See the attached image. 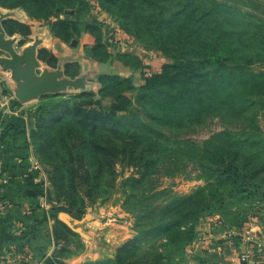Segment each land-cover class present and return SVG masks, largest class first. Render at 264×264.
<instances>
[{"label":"rangeland","instance_id":"1","mask_svg":"<svg viewBox=\"0 0 264 264\" xmlns=\"http://www.w3.org/2000/svg\"><path fill=\"white\" fill-rule=\"evenodd\" d=\"M218 1L232 9L214 10L208 26H216L217 37L234 47L220 64L232 72L218 71L208 78L209 64L190 63L181 69L184 78L146 86L141 69L157 70L162 63H172L174 47L163 38L139 32L140 23H132L118 8L98 0H76L57 17L36 20L20 7H10V1L0 0V12H12L5 19L28 27L26 36L5 33L16 38L17 52L38 37L37 51L44 45L67 52L77 49L86 68L82 61L91 53L102 58L98 48L92 50L93 37L84 29L85 24L96 23L104 53L117 62L114 73L104 64L91 74L90 87L100 85L103 94L126 96L130 106L123 116L142 125L121 130L132 135L133 141L124 140L140 157L109 164L106 148L118 143V137L104 127L90 135L89 127L79 126L72 114L75 104L96 96L95 89H88L94 96L77 97L86 89H67L19 103L8 72L0 69V93L10 100L17 118L14 123L25 124L26 158L35 183L32 191L57 233L47 255H36L20 238L9 250L12 259L6 262L0 257V264H45L47 259L55 264H185L188 248L203 224L218 226L222 219L241 228L252 218L262 221L264 0ZM57 18L74 26L73 30L68 27L67 40L52 24ZM0 55L5 54L0 51ZM67 57L55 58L53 66L39 61L47 69L57 63L62 70L68 65L64 75L73 78L70 74L76 68L80 71V63H70ZM121 63L135 68L136 77L120 69ZM66 132L71 134L69 139ZM136 159L139 165L131 163ZM73 166L86 169L84 183L71 177ZM180 231L186 233L179 236ZM35 233L32 227L27 238L33 241Z\"/></svg>","mask_w":264,"mask_h":264},{"label":"trees","instance_id":"2","mask_svg":"<svg viewBox=\"0 0 264 264\" xmlns=\"http://www.w3.org/2000/svg\"><path fill=\"white\" fill-rule=\"evenodd\" d=\"M10 1V7H20L25 14L36 20H46L49 17H57L59 12L76 0H7ZM107 4L110 7L118 8L126 18L130 19L132 23H140L138 26L139 32H146L150 36H154L155 39L163 38L164 41L170 43L174 48L170 51H174L176 56L173 57L172 63H162L157 70H151L148 68H142V73L149 72L145 75V85H152V83H169L170 81L179 80L184 78V71L181 69L188 66L190 63L195 64H209L210 71L205 72V76L212 77L214 73L218 71H224V75H229L232 72V68H221V62L227 57L226 53L232 54L234 47L228 42H223L224 39L217 37L215 34L216 26L210 28L208 26L209 21L214 16V10L227 8L232 9L231 6L224 4L218 0H98ZM183 23V24H181ZM4 31L6 34H19L20 36L28 35L27 25L13 19H5L2 22ZM60 30V34L67 40L68 30H73L74 26L71 22L57 18L54 23ZM69 27V29H68ZM84 29L88 30L93 37L92 50L98 48L101 51V59L95 57L96 54L89 56L98 62H105L109 59L107 51L104 53V44L100 42V30L96 23L90 22L84 25ZM93 30V31H92ZM62 38V39H63ZM153 42L157 40H152ZM99 50L95 51L98 52ZM38 59L50 66L55 62V57L45 48L37 51ZM235 57V56H234ZM236 58V57H235ZM242 61V60H241ZM245 60H243V63ZM75 63V62H70ZM246 63V62H245ZM251 63V61H249ZM76 64V63H75ZM125 65V63H123ZM186 64V65H184ZM65 65L63 73L67 74V68ZM138 67V66H137ZM78 68L70 74L71 77L78 74ZM252 74V73H251ZM112 75V74H106ZM189 78L187 77V80ZM149 83V84H147ZM141 87L146 88V86ZM91 96L95 97L86 98L82 103L75 104L72 109V114L77 117L76 123L79 126H88L89 134H93L100 127H104L112 136L118 137L116 144H111L106 148L109 153V164H112L115 160L118 162L133 161L136 157L133 155L131 146H128L124 140V137L131 138L132 135L126 132H121L123 128H129L136 125L142 127L141 123L133 120H128L122 113L126 112L130 101L122 94H103L102 88L99 85L96 94H92L90 90H84L79 92L76 96ZM169 96V93H164ZM75 98V97H74ZM107 98L109 104L103 107L101 99ZM111 99V101H110ZM83 106L84 108H82ZM133 119V118H132ZM17 120V119H16ZM29 120V118H28ZM20 121V120H19ZM29 122V121H28ZM23 123V122H22ZM29 124V123H28ZM25 124H18L9 122L5 125L0 124V142L8 134L13 136L25 135ZM76 130H72V134L76 135ZM64 136L69 139L71 134L66 132ZM78 142H83L79 138ZM121 143V144H120ZM123 144V146H122ZM127 145V146H126ZM119 147V149L116 148ZM95 148H97L95 146ZM96 153V151H94ZM94 153V154H95ZM135 157V158H134ZM134 165H139L136 162H131ZM70 175L73 179L78 178L79 183H84L86 179L87 171L82 169L81 166L71 167ZM133 180H138L131 178ZM220 228L236 227L229 224L227 221L219 219ZM186 232L180 231L177 234L183 236ZM52 236L55 240L57 233L52 231ZM187 244V243H186ZM45 264H55V262L47 259Z\"/></svg>","mask_w":264,"mask_h":264},{"label":"crops","instance_id":"3","mask_svg":"<svg viewBox=\"0 0 264 264\" xmlns=\"http://www.w3.org/2000/svg\"><path fill=\"white\" fill-rule=\"evenodd\" d=\"M21 21L23 20L21 19ZM43 47L49 50L55 58L62 59L64 55H68L67 61L80 63L78 74H87L86 90L95 89L96 91L98 88L96 85L94 88L90 87L93 82L91 83L88 78L91 74H97L96 70L101 65L107 64L108 72L114 73V64L117 62L115 59H112V62L110 60L98 62L89 57L82 61L83 64L86 63L87 65L85 68L82 66L80 52L77 49L74 51L71 49L72 51L68 50L69 52H67V49L61 50L60 46L44 45ZM118 65L120 69H126L136 77L135 68L123 63ZM90 66L92 67L91 70ZM148 67L155 70V67L153 69L152 66H144V68ZM132 79L135 80L133 77ZM100 101L103 107L109 104L108 100L101 99ZM9 103L10 100H7L0 93V124L2 125L17 119ZM25 137V135L11 137L7 134L0 142V257L5 258L6 262L12 259L10 255L12 252L9 250L20 242V238H25L22 242L30 250L33 249L36 255H47L54 245L52 220L47 212L42 210L41 201L39 197L35 196V192L31 188L35 184L31 180V178L34 180V174L26 158L28 152L25 147ZM32 227H35L38 232L34 234L36 238L33 241L27 238L30 236L28 233ZM223 228L214 226L213 222L209 225L203 224L198 237H205L209 232L212 233V237L204 244H199L197 239L192 242L188 248L189 255L185 264H243L238 260V254L242 251L249 252L253 264H264V247L262 245L264 244V217L262 221H256L252 218L244 226V228H250L252 231V241L249 243L242 241L239 237H234L229 241L221 240L217 237V233ZM23 232L27 234L26 237L20 235Z\"/></svg>","mask_w":264,"mask_h":264},{"label":"water","instance_id":"4","mask_svg":"<svg viewBox=\"0 0 264 264\" xmlns=\"http://www.w3.org/2000/svg\"><path fill=\"white\" fill-rule=\"evenodd\" d=\"M12 12H0V69L8 72L13 81V97L19 103H26L48 93H60L67 89L84 90L87 85L86 73H79L73 78L64 75L61 65L57 63L53 69L41 66L37 58V46L41 39L34 37L24 45L19 52L14 48L16 38L7 37L2 27V21L11 17ZM63 222V214H59Z\"/></svg>","mask_w":264,"mask_h":264},{"label":"built area","instance_id":"5","mask_svg":"<svg viewBox=\"0 0 264 264\" xmlns=\"http://www.w3.org/2000/svg\"><path fill=\"white\" fill-rule=\"evenodd\" d=\"M145 75H148L149 72H144ZM212 237V233L209 232L205 237H198L197 242L199 244H204ZM217 237L221 240H232L234 237H239L242 241L249 243L252 241V231L250 228H235V227H225L217 233ZM264 247V244H262ZM238 260L243 264H253L251 255L247 251L239 252Z\"/></svg>","mask_w":264,"mask_h":264}]
</instances>
